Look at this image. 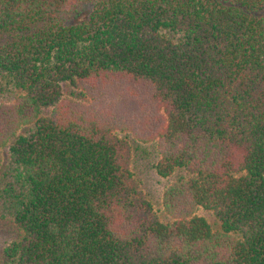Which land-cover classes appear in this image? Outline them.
<instances>
[{
    "label": "trees",
    "instance_id": "trees-1",
    "mask_svg": "<svg viewBox=\"0 0 264 264\" xmlns=\"http://www.w3.org/2000/svg\"><path fill=\"white\" fill-rule=\"evenodd\" d=\"M0 178L1 264H264V0H0Z\"/></svg>",
    "mask_w": 264,
    "mask_h": 264
},
{
    "label": "rangeland",
    "instance_id": "rangeland-1",
    "mask_svg": "<svg viewBox=\"0 0 264 264\" xmlns=\"http://www.w3.org/2000/svg\"><path fill=\"white\" fill-rule=\"evenodd\" d=\"M117 135L125 138L131 146V171L134 178L138 181L140 188L150 200L154 211L157 213L161 221L166 222L170 220L169 216L164 211L162 199L163 193L172 182L173 177H163L156 172L155 164L159 159L156 144L140 142L133 139L130 134L124 132H117ZM6 151L7 148L4 149V163L7 162ZM2 186L3 184L1 183L0 178V187ZM8 214V211L4 214L0 211V264L4 259V247L15 237L13 218ZM195 215L203 216L210 223L213 230L217 229L212 211L206 210L203 207H198Z\"/></svg>",
    "mask_w": 264,
    "mask_h": 264
}]
</instances>
